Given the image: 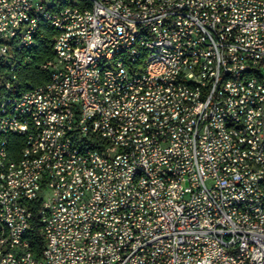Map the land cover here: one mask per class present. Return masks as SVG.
Wrapping results in <instances>:
<instances>
[{
    "label": "built area",
    "instance_id": "built-area-1",
    "mask_svg": "<svg viewBox=\"0 0 264 264\" xmlns=\"http://www.w3.org/2000/svg\"><path fill=\"white\" fill-rule=\"evenodd\" d=\"M50 3L0 0V104L17 99L0 122V264H264V180L257 166H244V158L264 163V0H72L47 12ZM133 5L143 13H128ZM47 14H55L54 58L41 69L54 67L55 79L25 81L24 96L13 98L14 53L25 51L29 63L38 18ZM126 43L131 54L112 62ZM143 47L163 48L166 65L149 64L150 56L132 61ZM47 85L54 98H46ZM160 93L167 101L158 102ZM141 108L159 116H141ZM36 115L52 128L45 146H36L44 131ZM1 123L22 137L16 155L2 151ZM220 124L235 128L238 141L220 134ZM69 139L92 145L94 166ZM35 147H49L43 166L18 173ZM133 169L140 178L128 186ZM39 170H47L44 182H35ZM11 184L19 192H9ZM31 203L39 204L45 240L39 257L25 238Z\"/></svg>",
    "mask_w": 264,
    "mask_h": 264
},
{
    "label": "bare ground",
    "instance_id": "bare-ground-1",
    "mask_svg": "<svg viewBox=\"0 0 264 264\" xmlns=\"http://www.w3.org/2000/svg\"><path fill=\"white\" fill-rule=\"evenodd\" d=\"M72 0H56V3L46 4L47 12H55L58 10V6L70 5ZM128 13L140 14L143 13L142 5L128 6ZM55 14H47V18H38V25H36V33L41 25H47L54 30ZM36 40H33L27 50L35 47ZM133 51V43H126L124 49L114 50L112 55V62H120L123 59L124 54H131ZM22 51H16L14 53V62L11 66V75H14L15 84L13 88V98H22L25 93V87H21L18 83L15 70L17 67V54ZM149 57V64L166 65V57H164V49L158 47H143V50L132 54V61L145 62ZM25 63V58L22 60ZM97 63L109 64V55H98ZM49 68L50 78L55 79L54 67L45 66ZM246 79V70H239L237 73V81H244ZM143 92L147 93V98H156V91L152 90L151 85H143ZM135 94H142V87H135ZM180 94L179 86H171V96H178ZM55 97L54 85H47L46 98ZM167 101V93L158 94V102ZM15 106H17V99L2 98L0 104V122L2 117H5L9 112H15ZM137 109V100H129L128 110ZM141 116H159V109L141 108ZM24 117H31V110H24ZM108 121H115V112H108ZM37 127L44 128V131L35 135L36 146H45L46 142H49L52 138L51 125H47V118L43 115H36ZM2 131V151L7 150V139L9 136V124L1 123ZM59 134L61 136H68V127L59 126ZM220 134L227 135L231 141H238V131L235 128H230L228 124H220ZM116 136H124V129H116ZM219 130H211V138H218ZM69 147H80V152L85 153L87 166H94V150L91 144H83V139H69ZM49 155V147H35L27 150V159H25V152H20L18 159H25L22 165H17L18 173H29L32 166L34 168H41L43 166V159ZM244 166H257V171L260 175V180H264V163H258V159L244 158ZM47 177V170L36 171L35 182H44ZM140 178V169H133L126 171V182L128 186H136ZM0 183H4V176L0 174ZM9 192H19V184L9 185ZM259 208H264V200H259ZM5 228H9V231H16V224H12V221H5ZM45 245L43 247L41 255H44ZM35 255V254H34Z\"/></svg>",
    "mask_w": 264,
    "mask_h": 264
},
{
    "label": "trees",
    "instance_id": "trees-1",
    "mask_svg": "<svg viewBox=\"0 0 264 264\" xmlns=\"http://www.w3.org/2000/svg\"><path fill=\"white\" fill-rule=\"evenodd\" d=\"M54 31L47 25H41L38 31V37L35 47L27 50V55H30L29 63H22L25 58V51L17 54V67L15 74L18 79V83L21 87H25V81L36 86L46 82L50 78V70L44 66V71L41 69V65L50 59L54 58V52L52 50V37ZM22 145V137L19 135H9L7 139V150L17 154L19 147ZM20 152H18L19 157ZM39 204L31 203L29 208L32 211L31 228L28 230L25 238L31 248V251L36 257H39L42 253L45 245V240L42 235V225L37 215Z\"/></svg>",
    "mask_w": 264,
    "mask_h": 264
}]
</instances>
